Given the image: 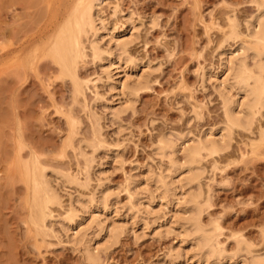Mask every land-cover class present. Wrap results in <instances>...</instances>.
<instances>
[{
	"label": "rangeland",
	"instance_id": "obj_1",
	"mask_svg": "<svg viewBox=\"0 0 264 264\" xmlns=\"http://www.w3.org/2000/svg\"><path fill=\"white\" fill-rule=\"evenodd\" d=\"M99 1L103 2L99 10L105 19L120 29L124 22L122 16H132L135 38L127 45V53L134 59L136 68H129L127 72L134 76L147 73L149 80L147 89L138 93L133 106L119 113L120 118H114L113 123L108 119L110 112L104 107L119 102H113L108 74L93 64L90 50H87L90 56L78 67L80 79L83 83L88 81L89 85L83 99L74 96L76 92L70 78L67 79L55 60L46 54L53 36L81 0H0V264H90L85 261L82 247L72 245L61 230L58 219L70 205V196L59 190L57 184L62 182L56 178L60 173L56 175L52 171L77 175L80 180L86 178L81 172L87 164L80 157L79 149L85 145L84 140H94L93 122L91 124L88 112L93 104V114L100 120L103 140L99 141H103V145L97 146L95 151L84 147L85 155H93L92 180L87 189L74 185L69 193L74 197L81 193L90 196L99 189L98 180L103 177L104 186L110 187L114 194L104 221L107 219L109 224L105 222L110 226L117 221L126 228L116 245L110 248L101 244L106 247L97 251L98 264H195L185 255L187 251L183 252L189 244L180 243L178 234L168 229L178 202L164 206L166 211L160 200L154 199L149 207L153 215L145 213L143 207L150 199L148 191L154 189L153 184H145V179L150 174L157 175L162 164L168 162V159L160 161L162 159L156 155L160 139L168 136L177 140L186 135V139L198 138L204 131L217 130L225 122L222 101L209 81L203 83L202 75L220 72L223 49L229 53L236 50L235 42L225 41L228 20L236 17L246 35L245 22L257 12L254 0ZM116 6L121 12L117 17L113 16ZM103 44L102 48L106 42ZM119 72L114 68L112 75L117 78ZM120 74L125 78L124 72ZM95 83L101 96L98 101L95 100ZM260 119L252 126L254 133L234 129L229 149L215 158L203 160L200 201L205 208L204 223L215 222L214 225L221 228L219 241L228 251L236 250L238 238L252 246V253L263 256L264 142L258 139L264 130V119ZM181 146L176 151L178 158L182 156ZM33 153L39 166L47 168L53 187L59 188L58 194L65 205L64 208L51 207L53 217L58 219H48L47 228L41 227L42 230L32 224L33 182L31 178L28 181L24 169L27 164L31 165ZM102 170L105 176L98 177V171ZM131 177H137L131 180H135L134 190L140 194L136 192L139 198L135 195L137 208L143 211L138 214L139 218L127 209L131 198L125 187ZM141 202H144L142 207ZM156 215L161 219L156 218L155 222ZM102 240L98 241L102 243ZM181 246H184L182 258L174 261L172 251Z\"/></svg>",
	"mask_w": 264,
	"mask_h": 264
},
{
	"label": "bare ground",
	"instance_id": "obj_2",
	"mask_svg": "<svg viewBox=\"0 0 264 264\" xmlns=\"http://www.w3.org/2000/svg\"><path fill=\"white\" fill-rule=\"evenodd\" d=\"M253 2L256 6L257 12L250 20H246L247 22H245L246 35L241 31L240 22L235 19L236 17L233 18V16L228 20L227 26L229 31H226L228 32L227 34L225 33V39L227 38L225 41L227 42L228 40H231L232 42H235V45L237 46L236 50L230 53L224 49L222 52L220 51V72L204 73L202 75L203 83L209 81L212 84V88L222 101L225 122L217 130L210 128L209 130L204 131L198 138L186 139V135L185 138H177L178 141L175 139H169L167 138L168 136L165 138L163 137V140L160 139L159 145L157 144L158 146L155 148L156 155L162 159L160 161L168 159V162L165 164L161 163L162 166L158 173L159 175L156 173L157 175L151 176L150 174L151 177L149 176L145 179V184L147 186L153 184L154 187V189H152L153 191L147 190L148 193L150 192V196L148 195V198L150 199L145 202V207H143V209L145 208V213L152 214V210L149 207L151 206V202L155 201L154 199L160 200V204L163 208L164 206L168 207V205L178 202L175 205H178L179 207L177 210L174 209V215L172 214V216H174L172 219L173 221H170L171 224L169 223L171 226L168 224L171 228L168 227V229H172V232H176L181 239L180 243L189 244V248H187L188 250L185 248V250L183 248L184 246H181L180 248L178 247L179 250L172 251L175 253L172 257L175 258L174 261L178 258H182L183 252L187 251L185 252V255H189L191 260L193 259L195 261V264H222L223 262L224 264L225 262L233 264L231 261L234 263L238 262V264H264V255L262 256L261 254L252 253L253 251L250 249L252 246L248 244V242H244V240L242 241L237 238L239 242H237L238 245L236 250L233 251L234 253L228 251L226 249L227 247H224L225 245L221 244L222 241H219V237L222 234L220 233L222 232L220 230L221 228L217 224L214 225L215 222L214 224L212 222L211 225L204 223L202 216L205 208L200 201L202 197L200 177L204 172L202 166L203 160L207 157L215 158L216 155L218 156L221 152H225L226 149L228 150V147H230V141L232 140L231 135L234 134V129H242L254 133L252 132V126H254L260 118L264 119V0H254ZM102 5L103 2L99 0H81L80 4L77 5V8H79H76L74 13L68 17L59 31L53 36L51 43L47 47V53H45L55 60V63L59 65L58 68H61L60 71L62 74L67 76V79L70 78V81L73 83V89L75 88L74 91L76 92H74V96L78 95V97L81 96L83 99L86 96L85 92L89 85L86 83L88 81L83 83L80 79L78 67H80L79 65L82 60H86V58L90 56V54L88 55L87 53V50H90L89 53L92 55L93 64L95 63L98 65L100 71L102 70V73L108 74L106 75L109 80V92H114L113 102H119H116V105L108 106L106 105V103H108L106 101V106L104 105V109H108L110 112L109 114L111 117L108 116V119L110 118V121L112 122L114 118L119 117V113L128 110L133 106L134 102L138 100V93L145 88L147 89L149 80L146 76L147 73H144L145 75L141 73L142 76L140 73V76H134L127 72V69L129 70V68L131 70L136 68L134 66V59L132 60L127 53V45H129L130 42L132 43L135 38L134 31L136 27L132 16H122L124 22L121 24L123 28L121 27L122 29H120V27L110 24V22L105 19L103 16L104 14L99 10ZM113 10V16L117 17L119 13L121 14L117 6L114 7ZM85 38L88 39H86V43L88 44L85 43ZM104 42H106V49H104L105 47L102 48ZM114 68L117 71H121L117 73V75L115 74L117 78L112 75ZM122 72H124L125 78H121L122 75L120 73ZM94 88L96 89V92L94 93L96 95L95 100H100L99 97L101 96H99L100 93L98 94L96 83L94 84ZM234 92L235 95L233 94ZM110 102L111 101H109V103ZM93 105L91 106L92 109L90 107L91 110H89L88 107V112L91 114L89 117L91 124L93 122L92 130L94 129V131H92V134L94 133V140L92 139V142L84 140L86 143L81 147L83 143L82 140L80 142L81 150L79 149V152H81L80 157L82 156L81 158L86 161V163H84L87 164L85 165L87 168L84 166V170H86H82L81 172L82 175L85 174L82 177L86 176V178H83L85 183L83 182L84 180L77 179V175H74L75 177L72 175V177L70 173L64 172L63 174V172H54L56 170H51L56 175L57 173H60L57 178L55 177L58 181L61 180L62 182L57 184L58 187L60 186L59 188H61L58 189L67 192L66 194H69L70 196V205L67 207L68 209L65 207V214L63 213V216H61V214L59 219L53 217L55 215H53L51 207L54 208L55 205L64 208L65 205L63 206L62 204L63 200L61 198L62 196L58 194L59 190H56V188L53 187L54 183L50 179L51 176L49 177L47 168L44 170V167L41 168V165L39 166V163L36 162L37 157H35L34 153V159L32 161L29 159L31 165L27 164V168L24 167L25 172L27 171V173H25L26 177L29 178L28 181L31 178L34 189V201L32 203L34 204V210H32V215L34 217V219L33 217L32 219L34 220V223L32 224H35L37 228L39 226L40 229L41 227L42 229H46V222L48 219H58L60 222L59 225H61V230L66 236H68V241L72 245L82 247V252L85 254V261L90 264H95L99 261V252L97 251L100 250L98 249H102L105 244L110 248L111 246L116 245L119 242L121 234L125 232L124 229H126L122 227L123 223H118L113 220L114 222H112L110 226L106 224V222H108L107 219L105 220L106 222L104 221V219L107 218L106 215L108 214V211H110L111 207L109 203L114 194L110 187L104 186V183L101 180L103 177L98 180L99 189L96 188L97 190L93 191V194L91 193L92 195L90 194V196L84 195L85 193L83 196L81 193L74 197L69 193L71 189H74V185L80 186L78 188H82L83 190L87 189L90 186V180H92L90 179V169L91 165L94 163L93 155L90 157L87 156L88 154L85 155L86 152L84 153V147H92L91 150L93 151L94 149H97V146H99L98 148H101L100 145H103V141H99L102 137L99 124L100 120H98L99 117L97 118L96 114H93L95 113L93 112L95 111V105L94 108ZM108 111L106 110V112ZM259 128H262V126ZM260 134L259 136L261 138L258 140H260V142L263 140L264 142V130H262ZM184 139H186L185 142L182 141ZM100 140L103 139L101 138ZM180 141H182V143ZM255 144L258 147V144ZM178 146L183 147L181 158H178L176 154L178 153L176 152L178 151ZM257 147H255V149ZM21 148H23V150L25 149L24 147ZM32 156H30V158H32ZM34 160L35 162L33 163ZM26 163L27 162L25 161L24 165ZM36 163L38 165H36ZM83 171L85 173H83ZM98 172H100V176L98 177H101V175L105 176L103 170ZM132 178L134 177L129 179L130 182L128 180V185L125 187L126 190L123 189L128 192L129 198H131V204L129 206L127 205L129 208L125 207L128 211L133 212V216L138 217V214H141L143 211L140 212L142 208L140 210V207L137 208V198L135 195L138 190H134L135 180H131ZM136 178L137 177L134 179ZM57 180H55V183H57ZM146 189L147 188L145 187L144 190ZM138 196H140V194ZM139 204V206L142 207L144 202ZM163 215L164 217L166 216L165 214ZM133 216L132 218L135 219ZM156 218L158 219L160 217L156 215L155 219ZM109 221L111 223L112 220ZM163 228L166 229L165 231H169L167 230V227ZM102 234H105L104 238H100L103 236ZM99 239H103L102 243L98 241ZM92 243H95L98 246L93 247L94 245H92ZM103 243L105 244L101 247V244ZM108 246L107 248H109ZM171 256L172 254L170 257Z\"/></svg>",
	"mask_w": 264,
	"mask_h": 264
}]
</instances>
